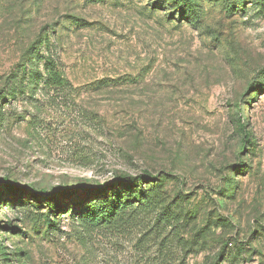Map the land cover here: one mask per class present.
Masks as SVG:
<instances>
[{
  "label": "rangeland",
  "instance_id": "1",
  "mask_svg": "<svg viewBox=\"0 0 264 264\" xmlns=\"http://www.w3.org/2000/svg\"><path fill=\"white\" fill-rule=\"evenodd\" d=\"M192 1L0 0V264H264V0Z\"/></svg>",
  "mask_w": 264,
  "mask_h": 264
},
{
  "label": "trees",
  "instance_id": "2",
  "mask_svg": "<svg viewBox=\"0 0 264 264\" xmlns=\"http://www.w3.org/2000/svg\"><path fill=\"white\" fill-rule=\"evenodd\" d=\"M173 2L177 5L178 12L180 13H186L187 10H189L191 8V6L193 5V1L192 0H173ZM194 9V8H192ZM47 42V39H44L43 41H39L37 43H35V45L33 46L32 50L35 49V47L38 46L37 49H40L44 46V44ZM39 51V50H37ZM33 60H36L37 58H44V57H40L39 56V52H37L35 55L31 56ZM51 65L52 63H48ZM50 79L46 80L45 84H51V83H56L58 81H61L60 78H58V73L56 71H54L52 69V71L49 72V76ZM245 139L246 141H249V135H245ZM143 183H149L150 181H148V178L146 177H141V176H126V175H121L119 177L116 178V183H111V184H107L105 185L103 188L99 189L97 188L96 193L90 194L89 197L92 198L94 197L95 199L101 198L104 195L107 196L105 197V204L107 205L108 209L107 212H111V210L113 211L112 216H114L116 214V210H119L122 208V205L120 204V199L119 196H117V192L115 190L114 194L115 195H111L108 196L107 195V191L109 190H113L116 189L119 191L121 190L120 188H123L126 192H128V198L131 197L132 195H136L138 193H136V189L138 187H140V184ZM120 193V191H119ZM119 195V194H118ZM100 196V197H98ZM120 201V202H119Z\"/></svg>",
  "mask_w": 264,
  "mask_h": 264
}]
</instances>
